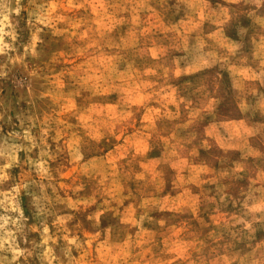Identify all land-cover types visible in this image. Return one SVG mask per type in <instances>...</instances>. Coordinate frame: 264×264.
Masks as SVG:
<instances>
[{
	"label": "rangeland",
	"instance_id": "1",
	"mask_svg": "<svg viewBox=\"0 0 264 264\" xmlns=\"http://www.w3.org/2000/svg\"><path fill=\"white\" fill-rule=\"evenodd\" d=\"M0 264H264V0H0Z\"/></svg>",
	"mask_w": 264,
	"mask_h": 264
}]
</instances>
